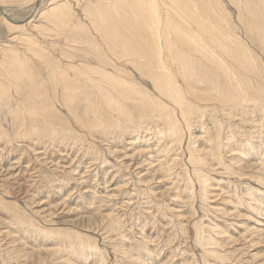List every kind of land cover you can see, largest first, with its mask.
Listing matches in <instances>:
<instances>
[{
  "label": "rangeland",
  "instance_id": "obj_1",
  "mask_svg": "<svg viewBox=\"0 0 264 264\" xmlns=\"http://www.w3.org/2000/svg\"><path fill=\"white\" fill-rule=\"evenodd\" d=\"M30 1L25 6L2 5L3 10L16 20L28 17L33 22L24 25L23 30L14 31L13 28L11 31L0 14V53L4 51V60H11L15 52L30 53L26 48L29 43L25 42L29 37L49 49V56L56 55L59 48H65L58 46L61 37L56 36L54 30L40 33L43 10L52 0H43L37 10L35 2L38 0ZM74 1L65 0L74 6L72 10L81 22L88 23L82 11L85 1ZM241 1L237 4L229 1L231 5L228 0H220L219 5L224 3V7L220 5L221 11L213 4L214 12L211 11L216 17L211 13L210 18L214 17V21L210 18L198 20L199 25H210L205 24L200 29L218 27L225 21L233 28L236 26V34L241 36L242 23L248 21L254 27L252 22L256 20L253 12L248 13L241 6ZM162 8H159L161 16H167V5ZM34 10L38 15H34ZM216 14L225 17L224 21L219 23ZM176 23L180 25V22ZM191 26L197 30L194 24ZM256 57L262 60L261 56ZM257 81L264 89V82ZM250 105L243 114L235 109L214 113L215 123L209 108L210 114L202 112V117L197 116L203 124L194 115L195 121H199L198 125L192 126L196 152L201 162L204 159L205 167L211 163L204 174L209 177L207 193L212 197L206 193L205 198L193 179L196 171L188 163L185 149L163 156L164 151L160 149L168 142H163L162 137L151 130L126 133L120 140L115 134L108 136L99 130L88 135L74 129L86 140L63 144L58 138L50 142L27 134L14 136L11 120L0 113V126L11 136L9 142L0 137V264H264V108L255 107L254 103ZM228 116L232 117L228 119ZM221 120H230V123ZM213 127L226 138L213 131ZM224 132L231 134L227 136ZM207 137L213 138L218 145L216 152H209L211 143ZM223 141L229 144L226 146ZM90 146L94 152L89 150ZM209 153L218 156L214 158ZM173 159L181 161L178 167L184 164L190 170L192 189H189V183L184 186V181L176 177L179 170L174 166L178 162ZM199 165L200 170L205 169ZM19 217L23 218V223ZM59 231L64 232L63 235L58 236ZM203 238L205 247L200 240Z\"/></svg>",
  "mask_w": 264,
  "mask_h": 264
},
{
  "label": "bare ground",
  "instance_id": "obj_2",
  "mask_svg": "<svg viewBox=\"0 0 264 264\" xmlns=\"http://www.w3.org/2000/svg\"><path fill=\"white\" fill-rule=\"evenodd\" d=\"M27 1L0 0V14L3 15L1 16L8 30L12 31L13 28L14 31L23 30L24 25H27L31 18L16 20L6 13L7 10H3L2 5L7 3L24 5ZM84 1L86 4L83 3L85 6H82L84 7L82 11L88 23H82V19L72 10L74 6L71 7L65 0H52L44 8L41 17L43 20L39 22L43 23V25L39 24L40 33L54 30L57 32L54 34L61 37V45L59 43L58 46L65 47L59 48L56 55L49 56L47 53L49 49H44L41 43L30 37L25 40L29 43V47L26 48L30 53L15 52L9 61L3 59L4 51L3 54L0 53L2 54L0 55V113L11 120L12 134L17 137L26 134L35 138L43 137L50 142L57 141L58 138L64 144L76 140L83 143L86 140L74 129L88 135L99 130L106 132L108 136L115 134V138L120 140L126 133H144L148 129L159 138L162 137L163 142H168V145L165 144L160 149L164 151L163 156L185 149L189 158L188 163L192 166V170L196 171L193 179L199 185L198 188H201L205 198L210 180L204 173L211 163L205 167L204 159L201 162L196 152L198 149L194 145L195 135L192 126L195 123L198 125L199 121L203 124V121L197 118V116L202 117V112L210 114L211 111L214 122V113L221 114L224 110L235 109L242 113L252 103L255 107L264 108L263 85L257 81L260 79L264 82V0L241 1V6L245 7L248 13L253 12L256 19L252 22L255 23L254 27L250 26L248 21L242 23L244 26L242 25L243 29L241 28L243 30L241 36H237L236 26L231 27L224 21L225 17L218 14L216 15L220 20L219 23L224 21V24L200 29V26L203 27L206 23L199 25L198 20L207 21L211 13L214 15V9L211 7L213 4L218 6V11H221L220 0ZM229 1L237 4L239 0ZM36 2L37 10L43 0ZM166 5L168 12L163 18L159 8L163 9L162 7ZM250 7H254V10L251 11ZM36 10L34 15L37 13ZM260 10L262 14H259ZM145 14L147 16H144ZM176 22H180V25ZM193 24L197 27L196 31L191 26ZM256 56H261L262 60ZM194 115L198 122L195 121ZM228 117L230 119L232 116ZM223 121L221 120L222 123ZM214 123L211 124L214 126ZM230 125H228L229 129ZM204 128L207 129V126L204 125ZM215 132L219 135L220 131ZM222 133L221 137L224 135ZM228 134L231 133L226 135ZM0 137L9 142L11 136L0 126ZM212 139L210 137L206 139L211 143L209 152L218 149V145ZM220 139L218 137V140ZM216 142L221 143L217 140ZM89 150L94 152L92 146ZM212 155L217 158L219 154ZM175 156L178 158V155ZM219 158L218 163L221 165ZM173 160L175 163L178 162L173 165L176 169L181 166V161ZM197 164H201L205 169L200 170ZM182 166L178 167L179 175L176 177L184 181V186L189 183L188 187H190V181L193 180L189 176L190 170L184 164ZM22 219L19 217V221ZM65 231L67 233L68 230ZM63 233L59 231L57 235L61 236ZM200 240L204 242V238ZM203 244L205 247V242ZM215 253L220 255L219 252Z\"/></svg>",
  "mask_w": 264,
  "mask_h": 264
}]
</instances>
